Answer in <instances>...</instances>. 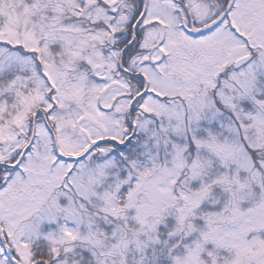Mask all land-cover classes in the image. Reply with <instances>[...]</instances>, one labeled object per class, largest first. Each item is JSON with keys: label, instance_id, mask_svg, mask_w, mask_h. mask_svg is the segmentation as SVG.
<instances>
[{"label": "snow or ice", "instance_id": "6c2138e0", "mask_svg": "<svg viewBox=\"0 0 264 264\" xmlns=\"http://www.w3.org/2000/svg\"><path fill=\"white\" fill-rule=\"evenodd\" d=\"M0 264H264V0H0Z\"/></svg>", "mask_w": 264, "mask_h": 264}]
</instances>
